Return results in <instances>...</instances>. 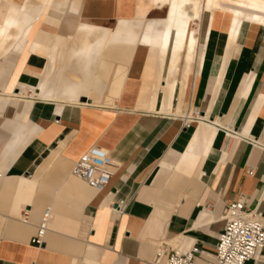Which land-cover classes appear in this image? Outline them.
I'll return each mask as SVG.
<instances>
[{"label": "crops", "instance_id": "crops-1", "mask_svg": "<svg viewBox=\"0 0 264 264\" xmlns=\"http://www.w3.org/2000/svg\"><path fill=\"white\" fill-rule=\"evenodd\" d=\"M137 5L0 0V264H148L160 242L210 254L240 197L264 223V25L204 10L175 49L167 8ZM92 145L117 164L102 191L70 172Z\"/></svg>", "mask_w": 264, "mask_h": 264}, {"label": "built area", "instance_id": "built-area-1", "mask_svg": "<svg viewBox=\"0 0 264 264\" xmlns=\"http://www.w3.org/2000/svg\"><path fill=\"white\" fill-rule=\"evenodd\" d=\"M195 118L183 117V123L187 124ZM229 134L237 135L231 132ZM261 148L264 150V145H261ZM116 167L117 164L106 149L92 145L72 163L70 172L89 188L102 191L109 184ZM251 172L252 169L249 168L248 173ZM126 205L127 203L123 201L116 204L119 213L125 210ZM50 215V209L45 208L32 243L37 245L42 243ZM221 218L224 224L212 253L205 252L195 244L184 251H179L160 242L148 264H194L197 260L201 264H245L253 259L256 251L264 250V223L259 213L245 209L244 197L226 203ZM21 221H28L26 213L21 217Z\"/></svg>", "mask_w": 264, "mask_h": 264}, {"label": "bare ground", "instance_id": "bare-ground-1", "mask_svg": "<svg viewBox=\"0 0 264 264\" xmlns=\"http://www.w3.org/2000/svg\"><path fill=\"white\" fill-rule=\"evenodd\" d=\"M151 5L157 7L165 6L167 8V13H165L166 29L165 36L163 39V46H165L166 44L169 30L171 28H175V49H179L181 47L183 39L187 36L186 28L188 23L191 20H194L196 18L198 19L201 15V12L204 10L210 12L217 10L233 15V28L238 27L239 23L242 20L252 21L264 25V0H147V3H141V0H138L137 6L138 9L141 11V15H139L138 17H144V13L146 12L147 8ZM194 39L195 38H193L192 35L189 38L188 48L191 50H193L192 47L194 44ZM190 58L191 57L189 55V59ZM186 67L187 66H185V68ZM173 80V77L171 79L166 80V87L164 88L165 92L168 89H171V87L173 86ZM13 95L15 96L16 94ZM175 109L176 110L174 111V113L176 115H180V99L178 102V106ZM171 110V106L168 107L167 110L165 105L162 108V111H167V113Z\"/></svg>", "mask_w": 264, "mask_h": 264}, {"label": "rangeland", "instance_id": "rangeland-1", "mask_svg": "<svg viewBox=\"0 0 264 264\" xmlns=\"http://www.w3.org/2000/svg\"><path fill=\"white\" fill-rule=\"evenodd\" d=\"M111 23H108V22H101V25L103 26H110ZM3 68V67H2Z\"/></svg>", "mask_w": 264, "mask_h": 264}]
</instances>
